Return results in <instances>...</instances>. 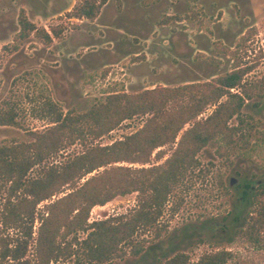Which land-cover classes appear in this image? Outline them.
Segmentation results:
<instances>
[{
  "label": "trees",
  "instance_id": "obj_1",
  "mask_svg": "<svg viewBox=\"0 0 264 264\" xmlns=\"http://www.w3.org/2000/svg\"><path fill=\"white\" fill-rule=\"evenodd\" d=\"M110 1L79 0L67 17L94 22ZM160 1L145 0L144 5ZM20 25L23 40L32 34L45 44L53 40L25 14ZM51 32L61 38L64 31L54 26ZM255 33L248 31L235 48L215 43L217 53L232 60V70L207 82L160 86L138 94L111 91L104 102L84 113H64L53 100L44 99L34 115L52 126L31 132L32 142L0 146V264H110L143 255L148 248L140 233L154 231V241L162 237L166 210L171 204L172 213L179 211V190L202 171L201 152L214 142L220 158L249 148L255 127L244 108L264 100V77L246 79L263 58L261 54L255 63H245ZM135 117L146 118L136 133L111 145L97 143ZM18 118L17 108L0 109V126L21 128ZM77 144L81 152L67 153ZM218 178L228 192L224 174ZM259 192L244 194L246 201L252 196V209L241 234L263 246L264 192ZM134 193L138 205L132 211L90 221L95 207ZM80 233L86 237L80 238ZM233 257L222 250L203 255L196 264H227ZM162 264L192 263L188 254L178 253Z\"/></svg>",
  "mask_w": 264,
  "mask_h": 264
},
{
  "label": "rangeland",
  "instance_id": "obj_2",
  "mask_svg": "<svg viewBox=\"0 0 264 264\" xmlns=\"http://www.w3.org/2000/svg\"><path fill=\"white\" fill-rule=\"evenodd\" d=\"M78 1L0 0V109L17 108L21 124V128L0 126V146L32 142L31 132L52 126L34 115L44 99L53 100L64 113H84L104 102L111 91L138 94L225 75L233 62L217 53L215 43L235 48L251 30L256 33L245 63H255L261 54L263 58L246 79L264 77V0H161L151 6H145V0H111L94 22L67 17ZM23 14L52 36L50 44L35 34L19 37ZM54 26L62 27L61 38L52 34ZM244 114L253 118L255 127L249 148L220 158L218 142L211 143L199 155V176L189 178L178 192L183 198L179 211L172 213L170 204L161 219L166 227L162 237L154 241V231L140 233L139 239L147 241L146 252L110 264H162L178 253L188 254L196 264L203 255L222 250L233 253L227 264H264V244L257 246L241 234L252 209V196L246 201L245 192H264V100L249 102ZM145 120L125 121L97 143L123 140L141 129ZM81 151L77 144L67 153ZM219 174H224L228 192L220 187ZM137 205V193L117 197L95 207L90 221L126 214ZM39 227L37 220L36 232Z\"/></svg>",
  "mask_w": 264,
  "mask_h": 264
}]
</instances>
